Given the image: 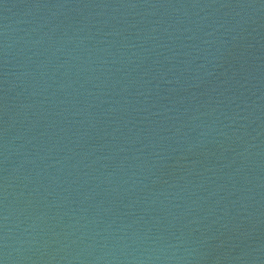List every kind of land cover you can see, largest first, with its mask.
<instances>
[{
	"label": "water",
	"instance_id": "water-1",
	"mask_svg": "<svg viewBox=\"0 0 264 264\" xmlns=\"http://www.w3.org/2000/svg\"><path fill=\"white\" fill-rule=\"evenodd\" d=\"M0 264H264V0H0Z\"/></svg>",
	"mask_w": 264,
	"mask_h": 264
}]
</instances>
